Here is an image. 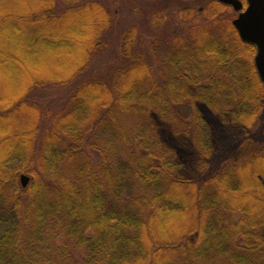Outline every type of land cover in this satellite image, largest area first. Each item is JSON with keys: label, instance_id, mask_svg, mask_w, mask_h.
<instances>
[{"label": "trees", "instance_id": "trees-1", "mask_svg": "<svg viewBox=\"0 0 264 264\" xmlns=\"http://www.w3.org/2000/svg\"><path fill=\"white\" fill-rule=\"evenodd\" d=\"M234 13L177 11L185 37L147 43L129 24L101 75L108 7L0 0V264H264V146L210 174L219 132L264 117ZM214 29L224 37L189 52Z\"/></svg>", "mask_w": 264, "mask_h": 264}, {"label": "rangeland", "instance_id": "rangeland-1", "mask_svg": "<svg viewBox=\"0 0 264 264\" xmlns=\"http://www.w3.org/2000/svg\"><path fill=\"white\" fill-rule=\"evenodd\" d=\"M102 5L108 7L112 11V26L110 30L107 32V40L106 41V50H103V54L100 58V61L103 64L97 63L92 69L93 73H101L104 75L108 70L109 66L112 67L114 65L108 64V62H122L117 52V45H119V39L121 37L122 28L126 27L129 24H133L137 26L139 29V33L146 38V43L149 42L153 36L171 38L173 35L179 34L185 37L189 25H184L177 18V11L185 10L188 8H192L195 11H201L205 4L210 0H97ZM242 2V1H241ZM236 13L232 15L233 20L236 17ZM155 16L157 20L153 21L152 17ZM206 24V23H205ZM204 25V24H199ZM113 29V30H112ZM112 30V31H111ZM197 36V42L193 47H188L189 52L195 50L197 48H201L204 45L215 43L217 40H220L224 37L223 34L217 29L211 30L207 32V36L202 35ZM149 40V41H148ZM145 46V44H144ZM98 56V57H100ZM111 62V64H113ZM106 67H105V65ZM240 63H235L232 65V69L226 67L227 71L232 72L235 69L240 67ZM108 66V67H107ZM225 69V70H226ZM223 70L218 75L219 77L222 75ZM235 71V70H234ZM225 82H229L231 80L230 77L225 78ZM224 82V83H225ZM225 85V84H222ZM65 92H60L56 94V97H62ZM67 94V93H66ZM62 99V98H61ZM60 99V101H61ZM58 100L57 102L60 103ZM179 112L185 117L186 120L190 119V111H188L187 106L183 104L180 108H178ZM227 130V127L225 128ZM229 132H234L232 127L228 126ZM222 131V130H220ZM223 132H219V140L216 144L218 147L217 150L219 154L214 156L213 161L210 165V174L214 173L218 170L225 162H228L234 159L239 153V149L244 146L246 143H251L255 147L264 146V117L259 116L254 123V126L251 127L248 132H239L232 134H222ZM218 135V133H217ZM222 135V136H221ZM222 138V139H221ZM221 140V142H220ZM4 166H0V178L1 171L5 173ZM43 172H48L47 170H43ZM25 175V174H20ZM20 175H19V183H20ZM27 176V175H25ZM28 177V176H27ZM30 183V178L28 177V183L26 187H22V189H26ZM4 185L1 183L0 189L3 188ZM21 185V184H20ZM4 189V188H3ZM236 219V218H235Z\"/></svg>", "mask_w": 264, "mask_h": 264}, {"label": "water", "instance_id": "water-1", "mask_svg": "<svg viewBox=\"0 0 264 264\" xmlns=\"http://www.w3.org/2000/svg\"><path fill=\"white\" fill-rule=\"evenodd\" d=\"M223 5L230 6L237 13L232 20V26L242 42L255 46L256 53L253 64L260 82L264 87V0H245L243 9L241 0H215ZM28 177L20 175V184L24 188Z\"/></svg>", "mask_w": 264, "mask_h": 264}]
</instances>
